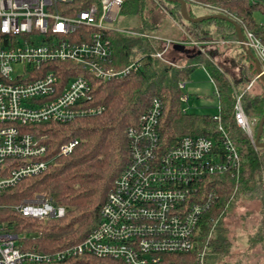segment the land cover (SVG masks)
I'll list each match as a JSON object with an SVG mask.
<instances>
[{
  "label": "built area",
  "instance_id": "obj_1",
  "mask_svg": "<svg viewBox=\"0 0 264 264\" xmlns=\"http://www.w3.org/2000/svg\"><path fill=\"white\" fill-rule=\"evenodd\" d=\"M71 1L0 0V193L23 177L42 173L50 162L42 158L46 147L27 128L99 113L101 106L86 102L92 97L90 79L118 80L139 67L136 60L122 68L111 65L113 49L104 31L113 29L122 0H100L73 15L58 10V3ZM195 4L223 14L240 26L242 37L232 43L251 51L259 62V72L246 85L251 89L264 75V38L254 35L242 20L220 5ZM257 23L264 26V19ZM83 26L89 31H81ZM147 36L164 42L152 53L164 59L171 41ZM188 42L203 50L201 41ZM58 61L70 62L65 68L68 74H75L65 75L64 80L55 72L61 69L50 65ZM183 86L179 83L180 88ZM179 99L186 103L188 95L183 93ZM161 110V100L152 97L127 127L132 140L130 160L102 203L98 222L83 239L39 251L25 246L21 242L24 235L12 233L2 222L0 264H96L95 257L115 258L125 264H181L170 256L193 250L197 225L209 206L198 198L200 187L214 174L237 170L239 153L224 131L220 145L201 134L183 135L167 145L157 131ZM218 112L219 105L212 118L223 130ZM233 119L254 143L256 119L246 116L241 94L234 98ZM77 143L75 138L63 142L58 153H70ZM7 207L23 217L40 220L64 214V208L44 194H34ZM206 247L186 264H208Z\"/></svg>",
  "mask_w": 264,
  "mask_h": 264
},
{
  "label": "trees",
  "instance_id": "obj_2",
  "mask_svg": "<svg viewBox=\"0 0 264 264\" xmlns=\"http://www.w3.org/2000/svg\"><path fill=\"white\" fill-rule=\"evenodd\" d=\"M192 1H186L190 16H197L190 8V5L197 6L195 2L217 4L235 14L254 35L264 38V26L259 25L253 16L255 11L264 15V0L254 3L249 0ZM98 2L73 0L58 3L57 7L64 14L73 15ZM119 12L135 16L137 22L133 28L142 35L114 29L104 31L113 49L114 64L122 68L136 60L138 69L118 80L90 79L92 97L86 102L101 106L99 113L85 114L66 122L37 123L27 128L46 147L42 158L50 162L42 173L23 177L0 193V223L6 222L12 233L23 234L21 242L39 251H50L83 239L98 222L102 203L130 160L132 140L127 135V127L156 96L162 102L157 131L167 145L187 134L206 135L220 145L224 131L239 153L237 170L214 174L199 189V200L209 206L204 209L197 225L193 250L170 256L175 263H190L195 253L206 245L207 263L221 264L219 260L226 254L228 239L220 232L214 235V222L224 217L235 200L258 196L264 202V146L257 147L252 143L233 119L234 98L241 94L246 116L256 119L255 135L258 120L264 112V85L257 79L255 81L261 84L260 91L246 89L255 76L254 62L243 49L232 43L237 33L231 19L210 17L198 22L186 21L180 14L179 3L167 0H122ZM167 17L183 27L187 36L185 41H201L203 50L186 53L185 49L190 50L195 45L175 44L176 50L170 48L165 53L169 61L153 56L160 42L147 35L159 34L162 21ZM80 30L89 31L84 26ZM221 40L227 42L216 43ZM178 49L181 53H177ZM175 59L180 61L178 65L174 64ZM50 65L59 67L61 71L55 72L61 73L62 77L75 74H68L65 68L71 65L70 62L58 61ZM195 66L204 67L213 81L223 130L218 128L211 112H187L181 107L179 98L183 91L179 83L188 78ZM73 138L78 143L72 151L59 154V146ZM259 140L264 142V123ZM35 192L45 193L53 203L64 208V214L40 220L23 217L7 207V204L18 203ZM95 261L99 264H125L108 257H95Z\"/></svg>",
  "mask_w": 264,
  "mask_h": 264
},
{
  "label": "rangeland",
  "instance_id": "obj_3",
  "mask_svg": "<svg viewBox=\"0 0 264 264\" xmlns=\"http://www.w3.org/2000/svg\"><path fill=\"white\" fill-rule=\"evenodd\" d=\"M190 8L196 15L211 13L210 10L200 6L190 5ZM253 16L257 21L264 19V15L259 11H255ZM136 22L137 19L135 16L124 15L118 12L115 20L112 22V26L114 30L140 36L142 33L137 32L133 28L136 26ZM182 29L183 27L181 25L172 22V19L167 17L162 21L159 34L185 37ZM153 39L157 40L154 37ZM157 41L162 42L160 40ZM228 46L231 47L230 45ZM191 50L193 51V49H185L186 53L191 52ZM167 56H163L164 60H168ZM174 62L175 65L180 63L176 59ZM111 65L117 67L114 64V59ZM65 79L66 77H64ZM182 91L188 94V101L186 103L181 102V107H185L187 112L200 113L209 111L214 113L217 111V99L214 94L213 84L202 66H195L193 68L188 78L184 81ZM34 194H44L48 197L43 192H35ZM213 225L214 235L217 236L220 232L221 235L228 239L226 254L222 255L219 260L221 264L264 263V202L260 197L257 196L244 201H239V199L235 200V202L233 201L224 217H220ZM170 259L172 260L173 257ZM96 264H99V262Z\"/></svg>",
  "mask_w": 264,
  "mask_h": 264
},
{
  "label": "water",
  "instance_id": "obj_4",
  "mask_svg": "<svg viewBox=\"0 0 264 264\" xmlns=\"http://www.w3.org/2000/svg\"><path fill=\"white\" fill-rule=\"evenodd\" d=\"M167 1H177L179 3L180 14H181L182 18L184 20H186V21L198 22V21H202L204 19H208L210 17L229 19L225 15L217 14V13L190 16L188 11H187V5H186V1L185 0H167ZM233 23H234L235 28H236L237 39H241L242 32H241L240 26L237 23H235V22H233ZM245 52L252 59V61L254 62L255 71H256V73H258L259 72V62H258L257 58L254 56V54L251 51L245 50ZM259 80L264 84V75H260ZM263 123H264V112L262 113V115L260 116V118L258 120V123H257V126H256L255 135H254V143H255V145L257 147L264 146V142L259 140V137H260V134H261L262 128H263Z\"/></svg>",
  "mask_w": 264,
  "mask_h": 264
},
{
  "label": "crops",
  "instance_id": "obj_5",
  "mask_svg": "<svg viewBox=\"0 0 264 264\" xmlns=\"http://www.w3.org/2000/svg\"><path fill=\"white\" fill-rule=\"evenodd\" d=\"M211 14V13H210ZM169 18V17H168ZM172 22H174L173 20H172ZM175 23V22H174ZM181 30V29H180ZM182 31L184 32V36L185 37H182V36H178V37H173V36H168V35H164V34H158V36H160L161 38H164V39H169L170 41H171V44L168 46V48H167V51L170 49V48H174L175 50H176V46H175V44H179V45H189V44H191V43H189L188 41H185L186 40V33H185V31H184V29H182ZM181 31V32H182ZM164 43V42H163ZM163 43L162 42H160L159 43V47H157L156 48V50H159V49H161L162 48V46H163ZM193 50H196L197 49V47L196 46H194L193 48H192ZM181 53V51H179V49L177 50V53ZM204 68V67H203ZM254 68H255V66H254ZM204 70H205V68H204ZM206 71V70H205ZM207 72V71H206ZM256 72V71H255ZM208 74V73H207ZM209 76V75H208ZM210 78V77H209ZM210 81L212 82V84H213V81L211 80V78H210ZM260 81V80H259ZM261 82V81H260ZM183 84H184V82H182ZM262 83V82H261ZM263 84V83H262ZM264 85V84H263ZM184 87V86H183ZM213 88H214V91H215V87H214V84H213ZM260 89H261V84L258 82V81H254V83H253V85H252V91H254V92H258V91H260ZM188 95V94H187ZM216 99H217V96H216ZM217 105H218V100H217ZM215 113V112H214ZM213 114V113H212Z\"/></svg>",
  "mask_w": 264,
  "mask_h": 264
}]
</instances>
